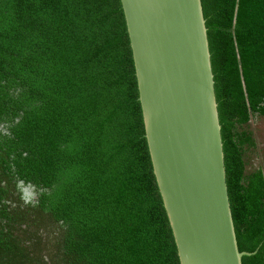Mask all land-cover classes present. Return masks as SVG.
<instances>
[{
    "label": "trees",
    "instance_id": "1",
    "mask_svg": "<svg viewBox=\"0 0 264 264\" xmlns=\"http://www.w3.org/2000/svg\"><path fill=\"white\" fill-rule=\"evenodd\" d=\"M201 2L238 249L264 264V165L247 126L264 117V0ZM0 122L17 174L44 189L26 217L0 212V264H181L120 0H0Z\"/></svg>",
    "mask_w": 264,
    "mask_h": 264
},
{
    "label": "water",
    "instance_id": "2",
    "mask_svg": "<svg viewBox=\"0 0 264 264\" xmlns=\"http://www.w3.org/2000/svg\"><path fill=\"white\" fill-rule=\"evenodd\" d=\"M153 175L181 264H242L201 0H120Z\"/></svg>",
    "mask_w": 264,
    "mask_h": 264
},
{
    "label": "flooded vegetation",
    "instance_id": "3",
    "mask_svg": "<svg viewBox=\"0 0 264 264\" xmlns=\"http://www.w3.org/2000/svg\"><path fill=\"white\" fill-rule=\"evenodd\" d=\"M10 128V123L0 122V132L10 133ZM6 150V143L0 140V212L6 209L5 218L11 219L12 208L19 206L22 210L20 214L26 217L29 205L40 204V196L44 189L21 179Z\"/></svg>",
    "mask_w": 264,
    "mask_h": 264
},
{
    "label": "rangeland",
    "instance_id": "4",
    "mask_svg": "<svg viewBox=\"0 0 264 264\" xmlns=\"http://www.w3.org/2000/svg\"><path fill=\"white\" fill-rule=\"evenodd\" d=\"M250 129H252L255 132V136L258 140V150L255 152L254 158L252 160L253 164L256 166H261L264 165V117H260V116H253L251 122L249 125ZM36 217H37V213ZM57 231H58V227H56ZM19 231V229L17 230V232ZM43 236L45 237L46 241L49 240H53L54 236H53V232L52 231H43ZM47 248V250L49 251V253H54V249L50 247L49 244L45 245V249ZM49 248V249H48ZM48 251H43L44 255H48L49 253H47Z\"/></svg>",
    "mask_w": 264,
    "mask_h": 264
}]
</instances>
